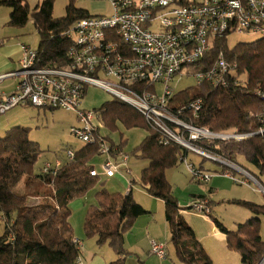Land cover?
<instances>
[{
	"label": "trees",
	"instance_id": "16d2710c",
	"mask_svg": "<svg viewBox=\"0 0 264 264\" xmlns=\"http://www.w3.org/2000/svg\"><path fill=\"white\" fill-rule=\"evenodd\" d=\"M0 7L10 9V26L21 28L33 21L40 36L37 50L41 65L67 64L71 41L65 32L76 20L91 15L85 9L69 5L67 15L55 18L54 0H43L32 11L28 0H0ZM220 51L229 61L237 63L238 82L227 87L198 84L197 88L177 92L172 105L181 106L202 97L199 116L192 123L217 132L252 133L240 141H217L210 146L230 162L249 170L239 162L242 156L264 172V38L239 42L233 47L229 46L227 37L216 38L215 46L206 55L208 63ZM96 111L100 112L104 125L113 130L117 128V121L126 128L142 126L149 130L136 148L138 157L148 161L142 169L141 182L152 196L165 202L170 241L177 257L185 264H215L194 229L179 216L181 206L166 176V171L187 155L186 149L178 144L161 143L158 132L144 116L118 98L105 102ZM29 132V127L16 125L0 137V214L6 221L0 236V264H77L81 249L75 243L68 219L69 203L100 180L91 175L95 168L92 161L99 157L98 147L85 144L75 150L72 160H63L56 175H44L34 171L43 150L38 141L30 138ZM105 137L110 141L109 136ZM200 167L204 168L202 164ZM23 179L24 192H15ZM96 195L99 205L88 209L85 231L88 236H97L98 243L108 241L116 250L119 257L109 264H125V231L149 211L134 199L132 189L122 194L102 188ZM30 198L42 199L30 204ZM236 202L256 215L240 223L236 230L227 228L217 218L213 220L226 234L228 247L240 251L244 264H259L264 257L260 232L264 204Z\"/></svg>",
	"mask_w": 264,
	"mask_h": 264
},
{
	"label": "built area",
	"instance_id": "2783aa9c",
	"mask_svg": "<svg viewBox=\"0 0 264 264\" xmlns=\"http://www.w3.org/2000/svg\"><path fill=\"white\" fill-rule=\"evenodd\" d=\"M110 15H90L76 20L65 32L71 41L69 62L65 65H41L38 50L21 44L20 69L0 75V82L9 75L20 81L13 92L0 91V116L17 106L65 109L75 112L81 126H73L72 133L85 144L98 147L102 172L96 167L91 175L102 179L114 177L121 164L129 161L122 154V162L114 159L110 141L101 134L95 123L97 113L82 108L88 85L101 87L116 98L137 109L147 123L159 134L165 145L178 144L204 158L231 168L223 173L239 184L258 185L254 190L264 194V186L255 174L228 161L210 143L240 141L252 133L217 132L197 126L203 98L188 104L172 105L176 92L169 85L186 67L198 64L195 73L199 84L227 87L238 82V65L220 51L208 63L206 55L215 46L216 38L246 32L264 38V0H109ZM164 85L157 92L156 84ZM207 144V145H205ZM75 150L67 149L66 159L72 160ZM187 169L198 182H209L214 174L182 157ZM63 160L45 162L44 175H56ZM191 209L210 216L207 198H199ZM81 248L82 242L75 238ZM151 253L160 258L167 254L166 244L152 240ZM82 264V258H77ZM259 264H264V257Z\"/></svg>",
	"mask_w": 264,
	"mask_h": 264
},
{
	"label": "rangeland",
	"instance_id": "374dc122",
	"mask_svg": "<svg viewBox=\"0 0 264 264\" xmlns=\"http://www.w3.org/2000/svg\"><path fill=\"white\" fill-rule=\"evenodd\" d=\"M42 1L28 0L30 11ZM69 5L85 9L91 15H110L113 12L109 0H54L53 16L59 18L67 15ZM9 13V8L0 7V39L6 36H14L18 33L19 35L14 36V39H18V41L37 49L40 36L33 21L30 20L21 28L13 27L8 25ZM257 39H259L258 36L246 32H235L227 38L230 47L239 42H251ZM200 69L201 66L198 64L186 67L182 74L176 75L171 80L169 85L176 93L185 89L197 88L199 83L195 73ZM13 83V79H7L0 83V91H10ZM156 88L159 94L164 92L163 84L157 83ZM114 99L117 98L107 90L95 85H88L82 100L83 109L97 113L95 123L99 125L101 134L109 136L110 141L116 145L122 144V154L129 155V161L123 165L121 164L118 174L114 177H104L98 180L85 193L77 195L69 203L68 219L73 235L83 241L82 258L84 259V264H109L119 257L108 241L98 243L97 236H88L84 227L88 209L93 205H99L96 194L102 188L107 189L111 193L118 192L122 194H126L128 190L132 189L134 199L149 210V213L138 217L125 231L123 243V247L126 250V253H124L125 264H185L177 257L175 247L170 241V229L166 221L164 201L152 196L141 182V172L148 161L138 157L136 148L148 135L149 130L142 126L126 128L120 121H117V128L113 130L104 125L100 112L96 111L105 102ZM19 108H21V111H19ZM13 111L0 116V137L6 135L9 121L6 119L20 116L19 121H22L24 126L30 127V138L38 141L43 150L35 164V173L41 172L45 162H54L57 158L66 159L67 149L78 150L85 145V142L72 133L73 126H81L73 111L61 108H38L35 106H20L15 112ZM118 159L116 161L121 163L122 155ZM187 159L189 162L195 163L196 167H200L202 164L204 169L210 170L214 176L209 183L198 182L193 178L184 161H180L178 165L166 171L167 179L172 184L173 193L181 206L179 216L181 219H186L190 224L193 223L198 227L194 226L198 238L200 236L206 237L203 238L206 246L204 244L203 246L207 252L209 250V254H213V256H210L215 264H244L240 251L229 248L227 240L223 242L219 237L213 235L211 225L205 220L204 215L189 207L193 204L194 195H206L208 200L211 201L213 209L211 217L219 219L227 228L236 230L240 223L256 215L247 206L238 204L236 200H245L263 205L264 194L253 189V187L258 188V185L254 182H252L253 187L239 184L230 176L222 174L223 170L231 173L235 171L224 167L216 161L204 158L194 151L187 153ZM102 160L103 157L99 156L92 161L100 172H102ZM239 162L258 175L261 184L264 186V172H261L242 156L239 157ZM131 181L133 182L132 184ZM212 186L216 189L210 192ZM15 192H24V179L16 187ZM41 199L30 198L29 203H38ZM260 216V232L264 240V214ZM5 227L6 221L3 215L0 214V236L4 233ZM152 238L160 242H166L168 256L163 261L157 255L150 254L151 248L149 244Z\"/></svg>",
	"mask_w": 264,
	"mask_h": 264
},
{
	"label": "crops",
	"instance_id": "0c3cea01",
	"mask_svg": "<svg viewBox=\"0 0 264 264\" xmlns=\"http://www.w3.org/2000/svg\"><path fill=\"white\" fill-rule=\"evenodd\" d=\"M6 13V12H5ZM19 34L17 33V34H15L14 36H18ZM14 36H6V37H2V39H0V75H2V74H10V73H12V72H15V71H17V70H19L20 69V59H21V44H25V43H23V42H20V41H18V39L16 40V39H14ZM7 79H13L14 80V83L12 84V86L10 87V91H2V92H7V93H10V92H13L15 89H16V87H17V85H18V83H19V81H20V77L18 76V75H9V76H7L3 81H1L0 83H2V82H4L5 80H7ZM18 107H20V106H17V107H15V108H13V109H11V110H9L7 113H9V112H12L13 110V112H15L17 109H18ZM19 111H21V108H19ZM7 113H5L4 115H6ZM18 113V112H17ZM20 116H18V117H15V118H7L6 120H9L8 121V124H7V128H6V130H8V129H10L12 126H16V125H22V126H24V124H23V122L22 121H19L20 119ZM26 127H28V126H26ZM29 129H30V127H29ZM112 144L114 145V159H116V160H119L118 158H120L121 157V152L123 151V148H122V144H119V145H116V144H114V142H112ZM205 170H207V169H205ZM208 171H210V170H208ZM223 174V173H222ZM212 180V179H211ZM210 180V181H211ZM209 181V182H210ZM209 182H206V183H209ZM133 182L131 181V184H132ZM202 183H204V182H202ZM145 187V186H144ZM146 188V187H145ZM216 188L214 187V186H212L211 188H210V192H212L213 190H215ZM130 190H128V192H129ZM127 192V193H128ZM132 195H133V191H132ZM199 198H207L208 199V197L206 196V195H203V194H199V195H194V200H193V202H195L197 199H199ZM209 203H210V206H211V201H209ZM164 204H165V202H164ZM143 206V205H142ZM144 207V206H143ZM145 208V207H144ZM146 209V208H145ZM191 209V208H190ZM149 211V210H148ZM181 211V210H180ZM149 213V212H148ZM212 214H213V209H212V206H211V214H210V216H205L204 214V218H205V220L206 221H208L209 223H210V225H211V230H212V234L213 235H216L217 237H219L223 242H226V234L225 233H223L222 231H220V229L216 226V224H215V222H214V220H213V217H211L212 216ZM165 216H166V207H165ZM166 221H167V218H166ZM185 221L194 229L195 227L194 226H196V225H194L193 223L192 224H190L186 219H185ZM168 222V221H167ZM196 228H198L197 226H196ZM196 229H194V231H195ZM195 233H196V231H195ZM196 236H197V234H196ZM211 236V235H210ZM75 237V236H74ZM208 237V236H207ZM76 238V237H75ZM198 238V237H197ZM200 238V239H199ZM198 238V240L201 242V240H202V245L204 244L205 246H206V243H205V239H203V238H206L205 236H200ZM76 239H78V238H76ZM81 242H82V245H81V254H80V256H81V258H82V250H83V247H84V244H83V241L81 240V239H79ZM152 240H156V239H154V238H152L151 240H150V248H151V242H152ZM157 241V240H156ZM157 242H160V241H157ZM162 243H165L166 244V242H162ZM205 248V247H204ZM166 250H167V254H166V257L168 256V248H167V245H166ZM207 251V250H206ZM208 252H209V250H208ZM210 253V252H209ZM208 253V254H209ZM150 254L151 255H154V254H152L151 253V249H150ZM209 255H211V256H213V254L211 253V254H209ZM210 256V257H211ZM165 257V258H166ZM160 258V257H159ZM165 258H160V260H164ZM211 259H212V257H211ZM213 260V259H212ZM175 263V262H174ZM181 263V262H180ZM183 263V262H182ZM82 264H84V259L82 258Z\"/></svg>",
	"mask_w": 264,
	"mask_h": 264
}]
</instances>
